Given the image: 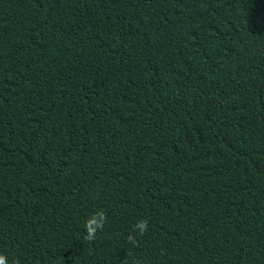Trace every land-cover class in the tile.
I'll return each instance as SVG.
<instances>
[{"label":"trees","instance_id":"16d2710c","mask_svg":"<svg viewBox=\"0 0 264 264\" xmlns=\"http://www.w3.org/2000/svg\"><path fill=\"white\" fill-rule=\"evenodd\" d=\"M0 254L264 264V0H0Z\"/></svg>","mask_w":264,"mask_h":264},{"label":"clouds","instance_id":"9594fccd","mask_svg":"<svg viewBox=\"0 0 264 264\" xmlns=\"http://www.w3.org/2000/svg\"><path fill=\"white\" fill-rule=\"evenodd\" d=\"M106 220V214L102 210H98L89 216L84 223L86 232L84 237L85 240H95L97 231L103 229ZM132 227L133 232L143 235L148 229V221L146 219H140ZM127 239L133 246H136L138 243L136 238L131 234L127 237ZM0 264H9L7 257L2 254H0ZM13 264H18V261H14Z\"/></svg>","mask_w":264,"mask_h":264}]
</instances>
